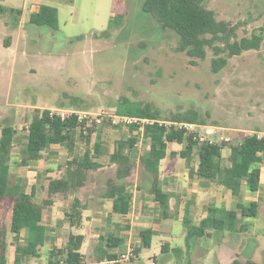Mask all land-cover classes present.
<instances>
[{
    "label": "rangeland",
    "instance_id": "rangeland-1",
    "mask_svg": "<svg viewBox=\"0 0 264 264\" xmlns=\"http://www.w3.org/2000/svg\"><path fill=\"white\" fill-rule=\"evenodd\" d=\"M43 3L57 9L55 30L28 22L38 1L0 0V65H9L8 71L0 69V111L10 115V119H4L1 117L5 116L0 114V119L11 123L14 116L12 124L20 139L26 135L27 118L31 117L33 106L112 112L121 97L133 103H150L163 117L170 113L197 111L205 119L208 135L224 145L221 163L225 166L230 164V145L255 131L264 132V36L258 49L229 57L222 69L213 72L210 49L205 59H196L193 63L186 53L175 50L177 34L161 28L141 9L140 0H44ZM204 6L214 11L216 19L235 26L238 39L250 36L264 25V0H205ZM16 10L24 13L17 14ZM116 14L121 15L119 25L109 29L107 35L101 34ZM138 135L131 137L127 128L111 127L105 122L89 128L83 136L77 129L75 137L78 140L72 153L60 145L63 156L55 175L65 176L70 155L78 156L86 147L92 149L96 138L103 146L102 156L98 158L102 166L86 172L84 186L77 189V195L86 202L88 209L83 213L80 226L72 229L63 222L53 226L51 239L39 248L38 256L29 257L26 264H50L49 249L54 247L57 253L71 231L84 233L82 264H101L97 255L98 234L113 233L122 237L124 244L110 249L119 255L128 247L139 246V230L144 227L156 230L150 247L141 249L127 261L110 263L104 260L102 264H215L209 258L207 236L197 239L189 255L178 256L173 252L175 246L184 247L180 215H172L168 220L163 217L157 202L153 207L154 200L149 192L152 177L141 161L150 140L146 135ZM129 137L135 139L129 152L134 165L126 180L128 189H134L136 184L132 216L124 220L115 217L113 223L116 225L105 224V217L90 224L92 217L98 218L91 212L93 199L101 198L107 181L115 179L116 165L109 161V152L116 139ZM224 137L229 140L220 142L219 139ZM182 147L175 141L167 145V161L176 165L179 174L185 171L184 159L169 153L178 152ZM22 149L20 157L23 156ZM194 150L193 161L196 162V147ZM67 194L52 197L59 204L50 224L59 220L56 213L61 212L60 205H70L72 198ZM44 195L47 196V192ZM142 199L147 200L149 206L140 207L139 200ZM10 213L11 199L0 201V228L7 230L9 244L12 243ZM217 239V233L213 232L211 241L214 243ZM262 239L264 237H258V240ZM163 244H167L166 251L161 250ZM260 258L259 262L263 264L264 256ZM57 259L58 255L53 257L51 264Z\"/></svg>",
    "mask_w": 264,
    "mask_h": 264
},
{
    "label": "trees",
    "instance_id": "trees-1",
    "mask_svg": "<svg viewBox=\"0 0 264 264\" xmlns=\"http://www.w3.org/2000/svg\"><path fill=\"white\" fill-rule=\"evenodd\" d=\"M141 9L152 16V18L163 29H170L178 36L175 50L184 52L192 58L205 59L207 50L212 51L211 70L218 72L222 69L229 57L240 55L243 51L258 49L264 36V25L254 30L250 36L237 38L236 27L228 22L216 19L212 9L204 6L205 0H140ZM13 11V10H12ZM21 14V10H16ZM56 7L42 3L38 9L29 14L28 22L36 26H47L57 29ZM121 15L116 14L109 20L108 29L101 32L107 35L108 30L119 25ZM115 112L120 115H132L147 118H163L172 121H188L205 124V119L195 110H187L182 113H170L162 116L159 109L154 108L150 103H133L125 97L115 105ZM78 123L76 119L67 117L61 119L57 115L50 116L48 109L34 108L26 127L27 142L22 149L23 156L19 163L27 164L29 161L37 160L41 152L50 144H60L73 151L75 131ZM131 129H135L132 127ZM16 129L13 125L1 126L0 131V201L11 199V213L9 232L12 234V243L15 246V264H23L24 256L37 255V248L43 244L46 229L42 225V215L45 207L53 202L52 197L56 194H67L74 188L84 186L86 172L97 170L102 166L94 160L98 155V143L94 144L91 153L86 148L82 156L70 155L67 161L66 174L60 178L50 179L46 185L47 196L36 202L32 193H26L19 181L14 185L8 184V161L11 148L14 144ZM144 133L150 139L149 147L141 157L142 165L148 172L152 181L150 183V194L155 202L161 207L163 215L166 216L168 193L158 186L159 163L167 155L169 142H177L183 147L180 151H171L172 157L179 155L187 162L196 147L198 164L196 168L188 167L190 178H207L224 186L237 197L234 208L226 213L220 211L206 218L199 224H191L186 217L183 218L184 248L173 249L178 256L186 253L189 255L197 239L207 234V229L215 231L240 232L246 229L241 222L245 217L256 215L257 203L251 201L244 203L241 193V181L244 180L247 188L255 192L259 188V169L253 167L257 162L264 159V141L257 139L255 134L245 135L237 143L230 145L229 161L225 166L221 163L222 144L198 143L181 131L170 129L166 131L163 127L147 125ZM80 135L83 136L80 130ZM135 139H119L114 143L113 152L110 155V162L116 165L115 179H109L102 196L112 200V212L127 214L131 209V195L126 191V179L131 175L133 159L125 153L126 148L133 146ZM81 203L74 201L71 210L65 212L66 219L71 225L79 219ZM26 231L25 247L19 243L20 233ZM153 231L150 227L142 228L139 232L140 245L134 248V254L141 248H148L151 245ZM100 246L98 248V261H112L117 255L110 252V249L123 245V239L113 233L100 235ZM83 236L70 233L64 246L56 251H51V256L62 260L64 264H82L80 253ZM7 230L0 228V264H7ZM161 250H167V244L161 246ZM186 264H190L187 262ZM226 264H262L249 258L240 260L233 258Z\"/></svg>",
    "mask_w": 264,
    "mask_h": 264
},
{
    "label": "crops",
    "instance_id": "crops-1",
    "mask_svg": "<svg viewBox=\"0 0 264 264\" xmlns=\"http://www.w3.org/2000/svg\"><path fill=\"white\" fill-rule=\"evenodd\" d=\"M35 1H38V4L36 5L35 8L31 10V12L36 11L38 9V6L44 2V0H35ZM48 1H57V0H48ZM23 13L24 12L21 11V14ZM8 68H9L8 64L0 65V69L4 72L8 71ZM33 107L40 108L39 106H33ZM6 112L7 111H0V114H3V116H5L1 118L10 119V115H6L8 113ZM0 120H1L0 131H1V126L6 125V124L13 125L12 123L14 121V116L12 117L11 123L10 122L7 123L2 119ZM29 120H30V117L27 118V124ZM128 130H129L130 136L134 138H136L138 134L146 135L144 131H141L138 129H128ZM19 135L20 134L17 132V129H16V133L14 136V144H13V147L11 148L10 159L8 161V166H9L8 184L14 185L17 181H19L20 184L22 185L23 190L26 193H32L35 198V201L37 202L40 199H43L46 197L44 194H46L45 187L47 185L48 179H56V178L61 177V176L55 175V171L57 170V167L59 166V163L61 162V158L63 155L61 154L59 150L60 144H50L47 148H45L41 152V156L37 160L29 161L27 164L21 165L19 161L21 160L20 152L22 148L20 147L21 145L24 146L26 144L27 138L25 135L23 136V138L20 139ZM119 139H130V137L129 138H118L116 140H119ZM77 140H78L77 137H75L74 142H73L74 143L73 148H76ZM95 143H98L99 153L97 157H94L93 159L98 161L99 163H102L100 160H98V158L102 156L103 146H102V142L98 138H96V140L94 141L92 149L88 147L86 148H88L90 152L92 153L95 148L94 147ZM131 148H133V146ZM131 148H126L125 153L130 155L129 152ZM113 149H114V145L108 155L109 161H110V155L113 152ZM180 150L181 148L179 149V151ZM194 151L195 150L193 149L191 153V157L188 162L187 160H185V158H183L184 159L183 163H185L186 168H185L184 173L182 174L177 173V168L175 167L176 165L172 166V164L169 163V161H167L168 152L165 158H163L159 163V172H162V171L163 172L158 175V186L164 192L168 193V203H167V208L165 210L166 216L163 215L162 209H161V213L163 217L168 218V220L170 217H173L172 215H175V214L180 215L178 220H179V223H181L182 227H183L184 217H186V219L191 224L197 225L203 218H206L213 214H217L220 211H224L226 213L230 209H233L235 202L237 200V197L234 196L230 190L226 189L222 185L217 184L213 180L202 178V177L201 178H190L189 177L188 167L196 168L198 164V158L196 162L193 161L194 154H195ZM83 152L80 155H78V157L82 156ZM162 162H165L164 165ZM253 167H257L259 169V188L257 191L251 192L247 188L245 181L242 180L241 181V193H242V200L244 203L247 204L251 201H254L257 203L256 215L253 217H245L241 220V222H243L246 225V229L240 232H229L226 230L215 231L213 229H207V234L205 236H207L210 241H211V236L213 232H216L217 236L219 237V239H217L214 243L213 241L207 242V244L209 245L208 247V253H210L209 258L213 259L215 264H226L230 262L233 258H238L240 260H245L249 258L255 262L260 263L259 261H261L260 259H262L260 257L264 256V240L263 239L258 240V237H262V238L264 237V197L263 198L261 197L262 194L264 195V159L260 162L255 163ZM125 184H126V181H125ZM133 187L134 189H128L127 184H126V191L127 193L131 195V209L127 214H119V213L112 212V200L109 198L102 197L101 196L102 193L100 194L101 198L93 199V202H92L93 208L91 212L94 214H97L98 218L92 217L90 220V224L94 222V220L98 221V220L103 219V217H105L104 219L105 224L110 222L111 225H114L115 223H113V221H115L114 220L115 217L118 220H124L125 218H129V216H132L133 210L135 209V208L133 209V207H134V200H135L134 198L136 194L135 193L136 184L133 185ZM77 189L78 188H74L73 190L68 192L67 196L72 198L70 201V205L69 204L60 205L61 212L57 211L56 214L59 220H57L56 222L50 224L49 220L52 219V214L54 212V209L59 204L58 201L53 199V202L50 205V207L43 210L42 225L45 227L46 232H45L43 244L39 245L37 248L36 256H38L39 254V248L41 246H44L47 240L51 239L50 235H51V230L53 229V226H60V224L63 222L62 223L63 225L64 223L66 225L68 224V226L73 229V227H79L80 224L82 223L83 213L85 214V212H87L88 209H86V202L82 201L77 195ZM144 198H146V196H144ZM74 201L80 202L82 205L81 207H83L84 205L85 208H82L80 210L79 219L74 223V225H71L66 219L65 212H69L71 210L72 203ZM146 203H147V200H144V199H142V201L139 200L140 207L149 206V205H146ZM155 203L156 202L154 201L153 207L155 206ZM58 223L59 225H57ZM66 225L65 227H67ZM9 226H10V222H9ZM150 228L153 231V235H152L153 237L154 235H156L155 234L156 230L154 227H150ZM71 233L82 235L83 236L82 243L84 242L85 236L82 231H79L76 233L71 231ZM100 235L101 234H98V237ZM7 240H8V237H7ZM19 243L23 247H25L27 244L25 230H22L20 233ZM123 244H124V239H123ZM176 247L184 248L181 245H178V246L173 247V249ZM53 248H50L48 251V262L50 264L53 263V260H52L53 257L51 256V253H50L51 251H54ZM141 249L139 250L138 253H140ZM7 251H9L7 252V254H9V257L7 255V264H15V256H16L15 246L13 244H9L8 242ZM80 253H81V248H80ZM36 256H31V255L24 256L23 264H26V261L29 259V257H36ZM138 257H139V254H138ZM103 261H100L101 264L103 263ZM106 262L116 263L118 261L116 258L115 260H112V261L106 260Z\"/></svg>",
    "mask_w": 264,
    "mask_h": 264
},
{
    "label": "built area",
    "instance_id": "built-area-1",
    "mask_svg": "<svg viewBox=\"0 0 264 264\" xmlns=\"http://www.w3.org/2000/svg\"><path fill=\"white\" fill-rule=\"evenodd\" d=\"M48 114L50 116L57 115L61 119L67 117H74L78 123L77 129L82 131V134H87L89 128L94 126H101L107 122L110 126L116 127L121 126L127 129L134 127L135 129L144 131L145 126L155 125L163 127L166 131L173 129L176 131H181L184 135L189 136L192 140L198 143L206 144H218L216 139L210 134L209 131L205 130L206 125L198 122H188V121H172L163 118H147L138 117L132 115H120L115 111H100L97 113L89 112L86 110H76V109H60L51 108L48 109ZM257 139H262L264 141V132L255 131L253 132ZM222 140L228 141L227 137L220 138ZM134 254V248L128 247L125 251L121 252L117 261H127ZM54 264H64L62 260L55 262Z\"/></svg>",
    "mask_w": 264,
    "mask_h": 264
}]
</instances>
